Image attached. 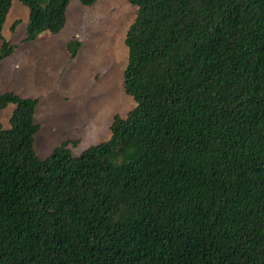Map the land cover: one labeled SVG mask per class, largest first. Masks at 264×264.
<instances>
[{
  "label": "trees",
  "instance_id": "1",
  "mask_svg": "<svg viewBox=\"0 0 264 264\" xmlns=\"http://www.w3.org/2000/svg\"><path fill=\"white\" fill-rule=\"evenodd\" d=\"M20 1L32 42L75 0ZM129 2L135 107L108 140L41 159L37 99L0 93V264H264V0Z\"/></svg>",
  "mask_w": 264,
  "mask_h": 264
},
{
  "label": "rangeland",
  "instance_id": "2",
  "mask_svg": "<svg viewBox=\"0 0 264 264\" xmlns=\"http://www.w3.org/2000/svg\"><path fill=\"white\" fill-rule=\"evenodd\" d=\"M28 17V7L13 0L2 34L15 49L0 61V93L37 99L35 149L41 159L66 141L78 156L108 140L114 117L125 118L135 107L124 91L123 72L136 8L129 0H99L93 6L75 0L60 33H42L32 42L25 41ZM72 41L81 43L75 57L68 49ZM13 109L0 110L3 129L10 128Z\"/></svg>",
  "mask_w": 264,
  "mask_h": 264
}]
</instances>
